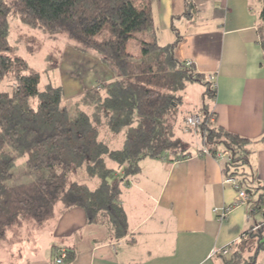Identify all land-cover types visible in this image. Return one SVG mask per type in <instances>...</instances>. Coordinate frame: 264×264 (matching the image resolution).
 I'll return each mask as SVG.
<instances>
[{
	"label": "trees",
	"instance_id": "obj_1",
	"mask_svg": "<svg viewBox=\"0 0 264 264\" xmlns=\"http://www.w3.org/2000/svg\"><path fill=\"white\" fill-rule=\"evenodd\" d=\"M186 2V14L192 17L195 3ZM11 14L45 31L66 32L78 49L95 51L112 69L115 79L98 82L83 97L91 112L79 109L72 114L63 104L61 86L41 87L40 74L23 57L9 54ZM0 18V82L8 77L13 86L11 91L0 90V240L24 221L45 224L57 214L58 204L62 209L82 207L90 222L107 225L116 238L128 235L122 193L140 171L142 159L193 154L177 135L176 116L187 85L197 82L204 86L203 115L196 127L204 146L199 151L215 157L226 153L225 175L236 176L250 196V225L234 250L221 252L223 263L257 264L264 250V181L251 184L253 174L246 170L251 139L216 122L211 108L217 93L214 81L176 56L181 36L158 42L151 0H0ZM258 32L264 46V7ZM134 37L139 39L137 54L128 50ZM101 125L113 132L126 130L121 147L99 138ZM21 156L29 170L45 173L27 182H10ZM77 168L97 177L99 184L70 181ZM252 247L253 253L246 255ZM73 253L68 249L67 262Z\"/></svg>",
	"mask_w": 264,
	"mask_h": 264
},
{
	"label": "crops",
	"instance_id": "obj_2",
	"mask_svg": "<svg viewBox=\"0 0 264 264\" xmlns=\"http://www.w3.org/2000/svg\"><path fill=\"white\" fill-rule=\"evenodd\" d=\"M186 1L151 0L157 40L166 44L181 36L176 56L191 60L196 71L214 81L217 93L211 108L215 120L251 139L246 170L252 172L255 184L262 183L264 46L258 25L264 3L193 0L196 8L190 17ZM74 50L89 57L87 83L93 86L104 71L103 79L116 78L95 51ZM97 68L100 71L95 74ZM203 147L201 141L195 151L190 150L192 155L181 159H142L140 171L123 188L129 221L125 237L116 238L107 225L90 222L82 207L60 206L43 225L25 221L10 230L0 240V250L14 242L12 253L24 256L11 264H51L57 244L74 252L69 264H224L220 249L238 241L250 225L249 204L239 203L237 189L225 182L227 154L215 157L200 152ZM224 205L232 209L220 220L215 207ZM257 264H264V250Z\"/></svg>",
	"mask_w": 264,
	"mask_h": 264
},
{
	"label": "rangeland",
	"instance_id": "obj_3",
	"mask_svg": "<svg viewBox=\"0 0 264 264\" xmlns=\"http://www.w3.org/2000/svg\"><path fill=\"white\" fill-rule=\"evenodd\" d=\"M8 21V41L12 47V50L9 52V54L23 57L27 61L30 69L40 74L41 87L48 83H51L55 86H61L64 93L63 104L66 105L68 109H70L72 114H75L79 109L91 112L93 110V107L86 105L83 101V97L86 91H88L92 87H95L98 82L111 81L109 79H103L106 77L105 71L103 77H101V79H99L98 81H94L95 84L92 86V83L86 82L87 75L91 74L90 70H88L89 57L85 53H77V51L75 52L74 48H77V43L75 40L70 38L66 32L45 31L41 28L30 26L24 23L19 16L14 14L9 15ZM138 35L139 37L142 36L141 34ZM138 40V38L134 37L131 38L128 42V50L133 54H137L140 51ZM162 42L159 43L163 44ZM77 50L81 51L78 48ZM81 59H85V62H83V60ZM71 62L75 63V65H73ZM99 71L100 69L97 68L95 70V74L99 73ZM83 79H85L84 83ZM12 88L13 86L10 78L6 77L0 82V90L11 91ZM203 90L204 86L202 84L197 82L189 83L187 85V88L183 92L184 101L176 116L177 135L187 141L188 148L192 151H195L201 142V138L196 129V127L201 122L196 127H193L189 123V117L197 114L201 118V116L203 115V111L202 109H200L203 101ZM102 92L103 89L100 87V93ZM36 104L37 101L35 100L34 105ZM125 137L126 130L113 132L107 127V125L100 126L99 138L107 141L113 148L121 147ZM118 170L119 172H121L120 168H118ZM12 172L13 176L10 182L14 183L27 182L45 173V171L39 172L29 170L26 165L25 156H21L16 160V164L13 166ZM251 177H249L251 184L258 185L259 183L255 184V178L252 175ZM69 179L70 181L86 183L91 187H95L99 184V179L97 177H91L90 175H88L84 168H77L72 170ZM60 205L61 204H58L57 208H59ZM13 243H7V249L13 248ZM58 246L61 245L57 244V247ZM226 246H233L232 250H234L236 245L234 243H230ZM16 247L17 244L15 246V249ZM57 247L55 248L56 250ZM223 248L220 249L221 252ZM7 249L0 250V254L5 251L8 252L6 256H0V264H11L12 262H14L13 260L15 258L17 260H20V258L24 256L20 253H12L11 249ZM253 249L254 247H252L251 251H246L245 254L247 255L253 253ZM51 264H53V260ZM67 264H69V262H67Z\"/></svg>",
	"mask_w": 264,
	"mask_h": 264
},
{
	"label": "built area",
	"instance_id": "obj_4",
	"mask_svg": "<svg viewBox=\"0 0 264 264\" xmlns=\"http://www.w3.org/2000/svg\"><path fill=\"white\" fill-rule=\"evenodd\" d=\"M191 60L187 62V64H191ZM201 122V118L199 115H194L189 117V123L191 126L196 127ZM221 154L219 153L218 156ZM225 182L232 184L238 191L239 200L238 202L241 204H248V201L250 199L248 189L244 185V183H241L240 180L236 176L232 175H226L225 176ZM232 209V205H224L222 207H215V211L218 213V218L220 220H224L228 217L230 211ZM233 249V246H226L222 249V252L224 254L230 253V251ZM68 255V249L63 246H58L56 250V255L53 259V264H67L66 258Z\"/></svg>",
	"mask_w": 264,
	"mask_h": 264
},
{
	"label": "bare ground",
	"instance_id": "obj_5",
	"mask_svg": "<svg viewBox=\"0 0 264 264\" xmlns=\"http://www.w3.org/2000/svg\"><path fill=\"white\" fill-rule=\"evenodd\" d=\"M194 127V126H193Z\"/></svg>",
	"mask_w": 264,
	"mask_h": 264
}]
</instances>
